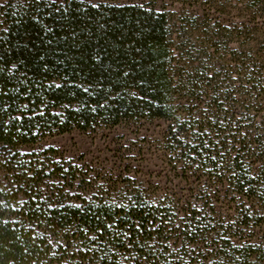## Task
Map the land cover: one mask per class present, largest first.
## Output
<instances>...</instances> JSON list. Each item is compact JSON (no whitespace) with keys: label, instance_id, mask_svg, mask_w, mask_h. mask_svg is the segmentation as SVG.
Wrapping results in <instances>:
<instances>
[{"label":"trees","instance_id":"trees-1","mask_svg":"<svg viewBox=\"0 0 264 264\" xmlns=\"http://www.w3.org/2000/svg\"><path fill=\"white\" fill-rule=\"evenodd\" d=\"M117 1L0 8V146L13 157L54 129L165 120L174 168L197 177L196 203L117 192L51 161L58 151L46 148L0 185V264H199L202 248L190 247L219 225L217 189L263 192L245 162L264 159V111L244 104L263 94L264 57L235 63L231 84L218 86L204 60L174 46L166 14ZM213 233L219 260L264 264V237L234 247Z\"/></svg>","mask_w":264,"mask_h":264},{"label":"rangeland","instance_id":"rangeland-1","mask_svg":"<svg viewBox=\"0 0 264 264\" xmlns=\"http://www.w3.org/2000/svg\"><path fill=\"white\" fill-rule=\"evenodd\" d=\"M72 1L97 4L106 0H0V8L8 4L27 6L33 2L59 7ZM117 2L144 3L149 7L155 6L159 12L166 14L170 31L174 34V46L184 49L186 58H190L192 54L193 58L204 60L205 69L210 74L214 72L213 79H216L218 86L231 84V79L235 78L231 73L238 71L235 63L247 64L255 53L259 58L264 57V0ZM208 88H215V85H208ZM208 90L203 94H210ZM242 92L246 91L242 89ZM203 100L206 104L211 102L209 99ZM203 105L200 109L208 110V106ZM244 106L262 114L264 91L254 103H245ZM238 111L244 110L240 107ZM167 128L168 122L158 119L126 120L116 126L98 121L86 131H47L38 138L37 143L19 148L18 151L13 150V157L8 156V149L0 146V185L12 180L13 174H17L20 162L35 158L30 157L34 152L38 155L44 149L52 147L58 152L50 156L51 161L59 162L62 158V163L67 167L76 168L74 170L88 178L87 180L95 178L99 184H105L117 192L139 188L152 198L167 196L179 201L181 207H184L185 203L195 204L196 194L193 189L197 185V177L184 176L183 172L174 168L176 161L168 155L165 140ZM245 165L253 170L258 169L255 183L263 192L260 198L247 199L235 188L225 186L217 189L211 200L215 211L212 218L219 220V225L211 224L210 239L199 238L200 243L190 247L191 250L202 248L204 254L198 259L199 264H227V260H219V251L214 250L221 248L218 240L221 237L213 232H219L222 238L226 236L234 247H241V244L246 243L259 244L263 240L264 167L260 169V165H264V159L253 156ZM242 211L243 214H248V217L239 220L237 212Z\"/></svg>","mask_w":264,"mask_h":264}]
</instances>
